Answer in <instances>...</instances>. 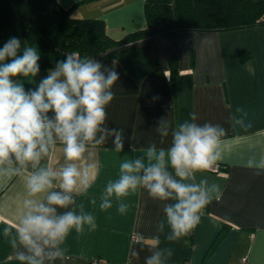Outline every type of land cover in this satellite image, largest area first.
Segmentation results:
<instances>
[{"label":"crops","instance_id":"obj_1","mask_svg":"<svg viewBox=\"0 0 264 264\" xmlns=\"http://www.w3.org/2000/svg\"><path fill=\"white\" fill-rule=\"evenodd\" d=\"M58 2L70 8L74 18L102 19L113 39L146 26L144 0ZM19 39L22 45L26 42ZM7 40L0 38V47ZM142 44L148 48L153 68L140 81L128 74L117 58H98L119 73L115 97L107 108L108 126L123 128L126 137L140 141V148L151 141L160 146L155 127L164 118L183 122L190 112H196L198 123L221 125L226 129L222 138L225 158L216 164L218 171L198 174V178L204 175L219 184L222 195L203 209L199 225L178 242L166 240L167 227L158 233L163 206L144 190L125 198L129 206L126 214L118 213L115 203L108 211H100L99 196L107 180L115 178L121 160L134 155L127 141L122 153H116L109 141L92 149L87 162L94 165V182L86 194L77 197L95 215L97 228L79 237L73 231L64 245L63 258L53 264H92L93 259L97 264H144L157 236L160 247L173 249L167 264H240L244 256L248 264H264V174L257 176L242 166L253 153H264V26L179 31ZM242 50L251 55L240 62L237 53ZM171 56L176 59L173 80L168 76ZM47 73L48 69H40L35 83L21 79L26 89L34 88ZM237 107L247 111L251 127L233 126L230 116ZM55 159L60 160L58 154ZM92 196L97 198L95 208L88 203ZM24 198L19 178L0 184V264H20L2 236V228L5 222L17 219ZM133 250L139 257L131 255Z\"/></svg>","mask_w":264,"mask_h":264},{"label":"clouds","instance_id":"obj_2","mask_svg":"<svg viewBox=\"0 0 264 264\" xmlns=\"http://www.w3.org/2000/svg\"><path fill=\"white\" fill-rule=\"evenodd\" d=\"M39 61L37 46L22 45L18 37L0 47V184L19 178L25 189L17 219L2 228L15 259L20 264H53L63 258L73 231L79 237L96 230L95 215L77 197L94 182V165L87 162L92 149L109 141L116 153L124 152L127 141L134 155L121 160L115 178L107 180L99 210L108 211L115 203L118 213L126 214L125 198L144 190L163 206L158 233L167 227L169 242L189 235L201 222L203 209L222 195L219 184L198 174L225 158L226 129L198 123V114L190 112L183 122H158L160 146L151 141L138 148V139L133 142L123 128L107 124V108L119 80L114 67L73 51L48 69L34 88L26 89L21 78L35 83ZM247 116L237 107L230 121L248 128ZM242 166L257 176L264 174V153H253ZM88 203L95 208L97 198L92 196ZM148 251L144 264H167L173 256L172 248L160 247L159 236ZM131 255L139 257V252Z\"/></svg>","mask_w":264,"mask_h":264},{"label":"trees","instance_id":"obj_3","mask_svg":"<svg viewBox=\"0 0 264 264\" xmlns=\"http://www.w3.org/2000/svg\"><path fill=\"white\" fill-rule=\"evenodd\" d=\"M89 1V0H82ZM146 26L113 39L100 18H74L58 0H0V38H23L37 46L40 69L53 68L70 52L93 58H117L140 81L152 68L143 41L179 31H229L264 26V0H144ZM242 50L240 62L250 57ZM176 73L170 57L169 79ZM174 95V84L170 85ZM224 229V228H223ZM223 231L220 233V235Z\"/></svg>","mask_w":264,"mask_h":264},{"label":"built area","instance_id":"obj_4","mask_svg":"<svg viewBox=\"0 0 264 264\" xmlns=\"http://www.w3.org/2000/svg\"><path fill=\"white\" fill-rule=\"evenodd\" d=\"M212 171H218V166L215 165L213 167ZM92 264H97L95 259L92 260ZM240 264H248V259H247L246 256H244V257L241 258Z\"/></svg>","mask_w":264,"mask_h":264}]
</instances>
